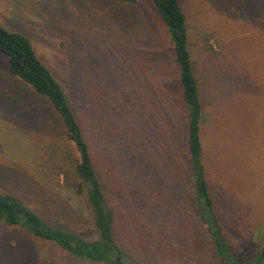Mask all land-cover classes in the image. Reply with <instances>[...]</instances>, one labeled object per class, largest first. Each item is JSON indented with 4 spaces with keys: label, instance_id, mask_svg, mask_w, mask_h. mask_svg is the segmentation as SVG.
<instances>
[{
    "label": "rangeland",
    "instance_id": "rangeland-1",
    "mask_svg": "<svg viewBox=\"0 0 264 264\" xmlns=\"http://www.w3.org/2000/svg\"><path fill=\"white\" fill-rule=\"evenodd\" d=\"M180 2L222 238L237 264H264L257 259L264 253V0ZM0 25L31 41L105 162L113 236L127 256L139 264H221L193 202L178 68L154 1L0 0ZM77 160L49 102L9 72L0 52V192L93 240L86 196L73 186ZM0 264L110 263L0 221Z\"/></svg>",
    "mask_w": 264,
    "mask_h": 264
},
{
    "label": "trees",
    "instance_id": "trees-1",
    "mask_svg": "<svg viewBox=\"0 0 264 264\" xmlns=\"http://www.w3.org/2000/svg\"><path fill=\"white\" fill-rule=\"evenodd\" d=\"M130 6L139 0H120ZM155 9L167 29L172 46L173 59L178 68L181 99L185 114L182 146L186 150V164L189 175L194 177L196 199L193 200L200 220L206 225L215 251L222 259L221 264H234L227 254L229 248L222 238L221 227L215 214V200L206 180L204 164V142L202 122L204 104L201 99L191 54L188 48L186 16L180 0H153ZM0 52L6 56L9 72L22 79L38 95L46 98L50 107L59 117L60 132L70 142L78 154L75 165L76 181L73 183L78 194L86 196L97 239L86 240L73 228L51 222L28 207L15 193L0 192V221L7 226L25 228L32 235L55 243L74 256L92 262L110 264H139L129 258L113 236V212L109 206L108 192L113 187L105 162L98 161L90 141L66 93L50 70L36 56L31 41L21 32L11 31L0 25ZM203 116V117H202ZM124 140V139H123ZM133 140V147H143ZM126 140L123 141V144ZM131 148L130 144L126 143ZM138 152L141 149H136ZM132 151V149H131ZM103 157V156H102ZM100 158V157H99ZM114 188V187H113ZM119 258V261L117 259ZM125 259L128 261L125 262ZM257 259H263V256Z\"/></svg>",
    "mask_w": 264,
    "mask_h": 264
},
{
    "label": "water",
    "instance_id": "water-1",
    "mask_svg": "<svg viewBox=\"0 0 264 264\" xmlns=\"http://www.w3.org/2000/svg\"><path fill=\"white\" fill-rule=\"evenodd\" d=\"M227 255H229V254H227ZM262 256L264 257V253L262 254ZM117 261H119V258L117 259Z\"/></svg>",
    "mask_w": 264,
    "mask_h": 264
},
{
    "label": "flooded vegetation",
    "instance_id": "flooded-vegetation-1",
    "mask_svg": "<svg viewBox=\"0 0 264 264\" xmlns=\"http://www.w3.org/2000/svg\"><path fill=\"white\" fill-rule=\"evenodd\" d=\"M234 264H237V261L233 260Z\"/></svg>",
    "mask_w": 264,
    "mask_h": 264
}]
</instances>
